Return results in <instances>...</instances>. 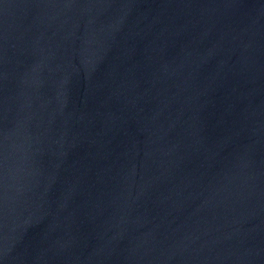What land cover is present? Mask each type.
Returning <instances> with one entry per match:
<instances>
[{"label":"water","instance_id":"obj_1","mask_svg":"<svg viewBox=\"0 0 264 264\" xmlns=\"http://www.w3.org/2000/svg\"><path fill=\"white\" fill-rule=\"evenodd\" d=\"M0 264H264V0H0Z\"/></svg>","mask_w":264,"mask_h":264}]
</instances>
